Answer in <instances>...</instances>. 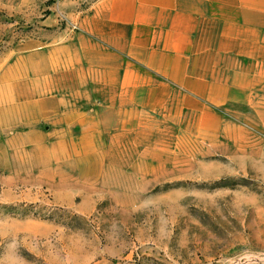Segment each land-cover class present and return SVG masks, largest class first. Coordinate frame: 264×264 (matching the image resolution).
Wrapping results in <instances>:
<instances>
[{"label":"rangeland","instance_id":"374dc122","mask_svg":"<svg viewBox=\"0 0 264 264\" xmlns=\"http://www.w3.org/2000/svg\"><path fill=\"white\" fill-rule=\"evenodd\" d=\"M94 1L0 0V59L73 35ZM176 97L135 99L133 139L84 162L0 156V264H264V100Z\"/></svg>","mask_w":264,"mask_h":264},{"label":"crops","instance_id":"0c3cea01","mask_svg":"<svg viewBox=\"0 0 264 264\" xmlns=\"http://www.w3.org/2000/svg\"><path fill=\"white\" fill-rule=\"evenodd\" d=\"M28 44L0 59L5 162L125 146L146 122L134 100L160 107L161 90L211 106L264 100V0H95L73 35Z\"/></svg>","mask_w":264,"mask_h":264}]
</instances>
